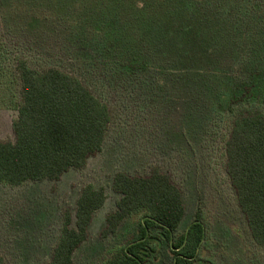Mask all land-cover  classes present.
Wrapping results in <instances>:
<instances>
[{"label":"rangeland","instance_id":"374dc122","mask_svg":"<svg viewBox=\"0 0 264 264\" xmlns=\"http://www.w3.org/2000/svg\"><path fill=\"white\" fill-rule=\"evenodd\" d=\"M18 58L71 73L109 106L101 150L58 180L0 183L3 264H48L86 184L102 188L74 264H102L138 216L102 236L120 195L115 172L156 167L181 193L182 233L200 213L209 264H264L226 173L225 142L239 113H264V0H0V141L14 139ZM162 243L146 264H169Z\"/></svg>","mask_w":264,"mask_h":264},{"label":"trees","instance_id":"16d2710c","mask_svg":"<svg viewBox=\"0 0 264 264\" xmlns=\"http://www.w3.org/2000/svg\"><path fill=\"white\" fill-rule=\"evenodd\" d=\"M20 101L11 105L13 140L0 141V183L58 180L80 169L103 145L111 120L108 104L77 76L57 67L36 69L15 62ZM226 173L250 236L264 245V113H239L225 142ZM112 189L120 195L106 216L102 236L115 235L120 224L137 215L131 237L109 248L102 264H146L162 243L169 264H209L201 256L205 227L200 213L178 233L185 208L182 193L169 175L152 168L147 175L117 171ZM105 201L102 188L86 184L76 200L74 220L68 212L48 264H74L92 217ZM0 264L3 258L0 255Z\"/></svg>","mask_w":264,"mask_h":264},{"label":"crops","instance_id":"0c3cea01","mask_svg":"<svg viewBox=\"0 0 264 264\" xmlns=\"http://www.w3.org/2000/svg\"><path fill=\"white\" fill-rule=\"evenodd\" d=\"M11 126H12V122H11Z\"/></svg>","mask_w":264,"mask_h":264}]
</instances>
